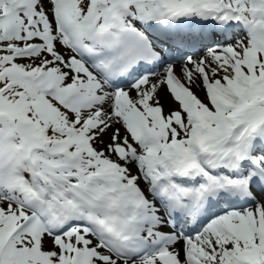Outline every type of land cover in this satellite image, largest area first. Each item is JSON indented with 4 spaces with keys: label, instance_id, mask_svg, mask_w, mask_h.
<instances>
[{
    "label": "snow or ice",
    "instance_id": "6c2138e0",
    "mask_svg": "<svg viewBox=\"0 0 264 264\" xmlns=\"http://www.w3.org/2000/svg\"><path fill=\"white\" fill-rule=\"evenodd\" d=\"M0 264H264V0H0Z\"/></svg>",
    "mask_w": 264,
    "mask_h": 264
}]
</instances>
